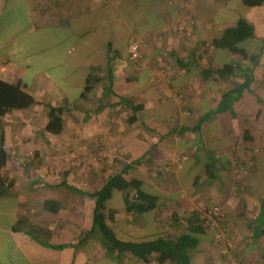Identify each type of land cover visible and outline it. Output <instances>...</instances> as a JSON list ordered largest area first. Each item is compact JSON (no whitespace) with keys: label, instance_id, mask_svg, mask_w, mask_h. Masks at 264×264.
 Masks as SVG:
<instances>
[{"label":"crops","instance_id":"0c3cea01","mask_svg":"<svg viewBox=\"0 0 264 264\" xmlns=\"http://www.w3.org/2000/svg\"><path fill=\"white\" fill-rule=\"evenodd\" d=\"M121 1L22 0L30 8L31 27L0 40V77L21 84L37 100L3 120L8 161L2 173L15 183L0 196L9 215L0 223V264H176L158 253L144 261L112 251L99 232L90 234L94 200L88 192L124 165L130 166L126 176L139 177L142 190L157 197V207L140 213L134 189L114 191L109 200L115 197L116 206L108 207L109 200L106 205L116 210L110 225L119 239L176 236L185 231L186 213L203 215L213 203L224 217L216 231L189 232L198 240L189 264H264L263 53L243 96L190 130L218 109L225 91L245 82L202 76L203 67L227 63L218 55L228 50L215 48L212 40L231 26L220 31L217 14L228 22L238 0ZM132 39L141 53L134 62L128 53ZM32 58L44 63L35 74L25 63ZM88 78L93 87L83 98ZM132 102L142 106L129 124ZM45 104L63 109L60 135L44 131ZM214 121L221 127L211 134ZM95 139L119 158L91 170L69 145ZM30 149L36 159L22 162ZM185 163L201 165L184 179ZM100 173L105 179L91 188ZM45 201L60 202L61 209L48 211Z\"/></svg>","mask_w":264,"mask_h":264},{"label":"trees","instance_id":"16d2710c","mask_svg":"<svg viewBox=\"0 0 264 264\" xmlns=\"http://www.w3.org/2000/svg\"><path fill=\"white\" fill-rule=\"evenodd\" d=\"M248 7H259L264 5V0H241ZM256 39L255 27L246 18L239 17L236 22L224 29L223 33L212 40V45L217 49H225L229 52L241 55L243 61H232L223 64L221 67L213 70L203 67L202 76L205 79L213 74L220 77L244 78V83L237 87L225 91L221 96V104L216 111L203 116L199 122L190 130H199L202 123L208 120L215 113L226 111L230 108V102H234L243 96L244 91L249 88L254 80V68L258 65L262 52L264 51V42L259 48L257 54H249L241 46L245 41L253 42ZM93 87L90 78L84 85L81 97H86ZM128 102H131L128 100ZM37 103L35 96L26 91L21 84L11 83L0 77V196L8 193L13 187L15 181L11 178L6 179L2 170L8 161V148L5 141L3 120L5 116L15 110L27 109ZM132 115L128 118V123L136 121L137 109L142 106L140 103L132 102ZM47 123L44 131L52 135H60L64 130L63 109L56 108L51 104H45ZM188 128H183L187 131ZM140 160H137L139 163ZM129 165H124L122 170L107 176L106 181L93 192H88L94 200L92 213V223L90 234L99 232L101 234L102 244L112 251L119 253H131L134 256L148 261L151 254L158 253L166 261H172L176 264L190 263V250L198 244V240L191 233H205L208 226L204 224V216L196 210L186 213L183 216V225L185 231H181L176 236L157 237L151 240L143 241H124L119 239L110 223L114 220V208H107V201L112 197L116 190L134 189L137 192V199L134 201L135 209L140 212H146L157 207V197L147 194L142 190V180L139 177H129ZM43 207L51 212H57L61 209V203L56 201H45ZM223 219V218H222ZM221 219V220H222ZM220 222V220H219ZM218 222V223H219ZM176 225L180 224L179 218L175 220ZM187 231V232H186Z\"/></svg>","mask_w":264,"mask_h":264},{"label":"rangeland","instance_id":"374dc122","mask_svg":"<svg viewBox=\"0 0 264 264\" xmlns=\"http://www.w3.org/2000/svg\"><path fill=\"white\" fill-rule=\"evenodd\" d=\"M19 1H22V0H0V40L5 39L7 37L12 38L19 33H23L27 31L32 25L31 13L28 15V13L30 12V8L22 7L23 5H20L18 3ZM237 2H238L237 5L233 4L234 5L232 7L233 12L231 15L228 16L227 18L228 22L224 23L223 18L226 17L224 16V14L222 13L217 14V17L220 18V21L221 20L223 21V25H224L221 27L220 31L225 26L234 24V21H236V19H238L240 16L248 19L255 27V34H256L257 39L254 40V42L256 41L255 43H252L251 41H245L241 44V46L244 47L250 55L257 54L259 52V48L261 44L264 42V24H263L264 23V5L259 6V7H248V6L243 5L240 0H238ZM123 4H129V1L122 0L119 5H123ZM220 21L218 22L220 23ZM29 44L30 45H27V46L34 45L33 43H29ZM262 53L264 54V51ZM230 56H231V53L229 51L228 52L222 51L219 53L218 59L219 61H222V62H230L232 61L230 60ZM231 59H232V56H231ZM25 63L29 65V68L27 70L28 73L35 74L39 70L44 68L43 62H34L33 58L30 61H27ZM50 72L51 71H49L48 73ZM16 116L17 114L8 115L7 118L9 119V118L16 117ZM19 117H22V116H18V118ZM222 125H225V124H222ZM209 127L211 131V132L209 131V133L214 134L215 131L218 132V130L221 127V124H218L217 121H214L213 125ZM157 137L158 135L154 138V140H156ZM179 145L182 146V143H179ZM69 147H72L75 151H78L80 153L79 160L84 165L86 164L89 165L91 170L97 167L101 168L102 165L104 167L110 166V162L112 163L115 160V158H119V155L116 151L109 150L105 142H103L102 140H98V139L90 140L89 142H86V143H83L80 141L74 142V144L72 146L69 145ZM87 148H90L88 155H87V150H86ZM30 150L32 151L31 156L28 155L27 157L23 158L22 162H25L27 159H31V160L36 159V157L34 156L33 149H30ZM92 151H93V154H92ZM128 158H129L128 156H126V158L122 157L123 160H126ZM200 165L193 166L192 163L191 164L185 163L184 168L181 170V174L184 177V179L190 176V173L192 170L194 169L197 170L198 167L200 168ZM104 176L105 175L103 173H100L98 178H94L93 180H91V188L98 185L99 181L101 182L102 179H105ZM63 179H65V177L61 176L60 180H63ZM70 187H72L71 184H70ZM91 199L93 198L91 197ZM115 202H116L115 197H113L111 200L108 201L107 203L108 207L116 206ZM212 205L214 204L209 203L205 205L204 208L208 206H212ZM8 216H9L8 211L6 210V212H4L2 206L0 205V223L5 224ZM218 229H219V223L215 228L208 229V230L216 231Z\"/></svg>","mask_w":264,"mask_h":264},{"label":"built area","instance_id":"2783aa9c","mask_svg":"<svg viewBox=\"0 0 264 264\" xmlns=\"http://www.w3.org/2000/svg\"><path fill=\"white\" fill-rule=\"evenodd\" d=\"M129 58L132 62L137 61L140 56V44L137 40L132 39L128 44ZM204 214V224L208 226L209 229H213L218 225L219 220L224 217L223 210L220 205L214 204L212 206L205 207L203 210Z\"/></svg>","mask_w":264,"mask_h":264}]
</instances>
